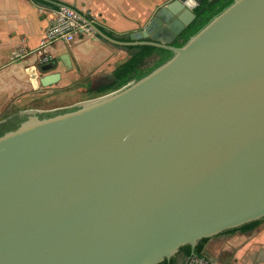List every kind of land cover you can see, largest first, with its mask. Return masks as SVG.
Segmentation results:
<instances>
[{
    "label": "water",
    "instance_id": "95a60500",
    "mask_svg": "<svg viewBox=\"0 0 264 264\" xmlns=\"http://www.w3.org/2000/svg\"><path fill=\"white\" fill-rule=\"evenodd\" d=\"M43 1L172 55L0 132V264H160L189 245L188 263L201 239L264 219V0H234L182 46L200 0H170L130 40Z\"/></svg>",
    "mask_w": 264,
    "mask_h": 264
},
{
    "label": "crops",
    "instance_id": "0c3cea01",
    "mask_svg": "<svg viewBox=\"0 0 264 264\" xmlns=\"http://www.w3.org/2000/svg\"><path fill=\"white\" fill-rule=\"evenodd\" d=\"M57 1L77 9L97 26L130 37L143 30L170 0ZM58 10L34 0H0V124L39 103L58 102L51 106L56 109L87 99L78 95L114 79L115 69L131 56L128 46L108 42L92 29L77 33L71 41H56L40 53L38 48ZM49 64L52 68L45 70ZM54 72H59L57 80L43 86L41 78ZM205 249L210 264H264V222L249 232L237 230L208 238ZM187 259L179 251L174 264H188Z\"/></svg>",
    "mask_w": 264,
    "mask_h": 264
},
{
    "label": "trees",
    "instance_id": "16d2710c",
    "mask_svg": "<svg viewBox=\"0 0 264 264\" xmlns=\"http://www.w3.org/2000/svg\"><path fill=\"white\" fill-rule=\"evenodd\" d=\"M38 4H47L55 9L60 7L56 4L49 3L43 0H34ZM234 0H200L199 3L194 7V12L196 13L195 19L178 35L174 40L173 44L176 46H182L193 34L200 30L205 24H207L215 15L220 13L223 9L229 6ZM108 35L113 36L120 40H130L127 35L119 36L114 32L105 29L102 26H98ZM128 50H131V56L125 62L120 64L113 72L114 81L108 85L102 86L97 93H107L112 90L118 89L134 79H139L149 73L152 69L167 60L172 52L168 49L142 44L135 46H128ZM15 125H9L5 129L11 128ZM2 130H0L1 132ZM256 220L242 225L241 227L227 230L225 232L231 231H249L255 228L261 221ZM208 241V238H203L199 241L195 248L194 256L202 258L204 244ZM180 251L188 257L192 255V248L189 245L181 247ZM174 258L170 262L167 260L160 264H174Z\"/></svg>",
    "mask_w": 264,
    "mask_h": 264
},
{
    "label": "built area",
    "instance_id": "2783aa9c",
    "mask_svg": "<svg viewBox=\"0 0 264 264\" xmlns=\"http://www.w3.org/2000/svg\"><path fill=\"white\" fill-rule=\"evenodd\" d=\"M84 30L90 32L91 28L73 10L60 7L54 24L47 30L38 50L43 53L48 46L56 41H71L77 33ZM43 59L49 60V56L44 55Z\"/></svg>",
    "mask_w": 264,
    "mask_h": 264
},
{
    "label": "rangeland",
    "instance_id": "374dc122",
    "mask_svg": "<svg viewBox=\"0 0 264 264\" xmlns=\"http://www.w3.org/2000/svg\"><path fill=\"white\" fill-rule=\"evenodd\" d=\"M130 54H131V50H130ZM96 95H99V93H86V94H81V95H78V98L79 97H86V98H89V97H92V96H96ZM37 100H39V99H36V101ZM59 103L58 102H54V103H50V104H48V105H45V104H43V103H39V104H37V106L36 107H32V108H39V109H47V108H51V106H57ZM17 116V115H16ZM9 118V117H8ZM8 118L7 119H5V122H6V120H8ZM0 125H3V123H1ZM10 125H15V124H10ZM262 222H264V220L262 221ZM240 231V230H239ZM250 231V230H249ZM248 231V232H249ZM231 232H234V231H231ZM245 232V231H244ZM223 233H225V232H222L221 234H223ZM207 244V242L204 244V248H203V257L204 258H198V257H196V256H193L192 258H190L189 260H188V264H210V262H209V260L205 257V254H206V249H205V245ZM182 252V251H181ZM188 258V257H187ZM226 264H234V262H228V263H226ZM253 264H260V263H253Z\"/></svg>",
    "mask_w": 264,
    "mask_h": 264
},
{
    "label": "flooded vegetation",
    "instance_id": "af4514ba",
    "mask_svg": "<svg viewBox=\"0 0 264 264\" xmlns=\"http://www.w3.org/2000/svg\"><path fill=\"white\" fill-rule=\"evenodd\" d=\"M98 85H100V84H94V86L92 87H90V90H89V93H97L98 92V90L97 89H95L96 88V86H98ZM101 88V87H100ZM99 88V89H100ZM65 108V107H64ZM64 108H62V109H64ZM37 109H39V108H37ZM58 109H61V108H56V110H58ZM39 110H41L42 112H48V111H51V110H55V109H53V108H50V109H39ZM21 117L23 118V117H25V116H14V117H12V118H9L8 120H6V122H4L3 123V125H0V130H4L5 129V127H7V126H9L10 124H17V122L19 121V119H21ZM264 220V219H263ZM262 220V221H263ZM262 221L258 224V225H260L261 223H262ZM257 225V226H258ZM256 226V227H257ZM255 227V228H256ZM254 229V228H253ZM245 232H248V231H245ZM199 258V257H198Z\"/></svg>",
    "mask_w": 264,
    "mask_h": 264
}]
</instances>
